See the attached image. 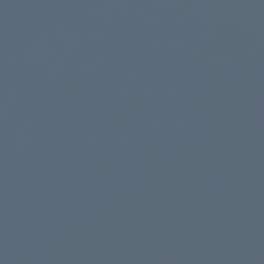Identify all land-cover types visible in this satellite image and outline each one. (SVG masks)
Instances as JSON below:
<instances>
[{
    "label": "water",
    "instance_id": "water-1",
    "mask_svg": "<svg viewBox=\"0 0 264 264\" xmlns=\"http://www.w3.org/2000/svg\"><path fill=\"white\" fill-rule=\"evenodd\" d=\"M0 264H264V0H0Z\"/></svg>",
    "mask_w": 264,
    "mask_h": 264
}]
</instances>
